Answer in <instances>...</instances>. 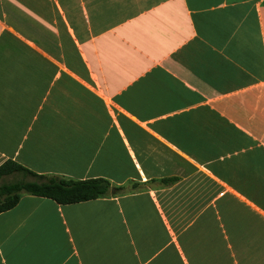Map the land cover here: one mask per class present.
Wrapping results in <instances>:
<instances>
[{
    "label": "crops",
    "instance_id": "0c3cea01",
    "mask_svg": "<svg viewBox=\"0 0 264 264\" xmlns=\"http://www.w3.org/2000/svg\"><path fill=\"white\" fill-rule=\"evenodd\" d=\"M108 182L0 212V264H264V0H0V164Z\"/></svg>",
    "mask_w": 264,
    "mask_h": 264
},
{
    "label": "trees",
    "instance_id": "16d2710c",
    "mask_svg": "<svg viewBox=\"0 0 264 264\" xmlns=\"http://www.w3.org/2000/svg\"><path fill=\"white\" fill-rule=\"evenodd\" d=\"M8 175L16 177L5 180ZM108 188V182L101 178L72 180L38 174L10 159L0 164V212L12 208L23 194L68 204L105 196Z\"/></svg>",
    "mask_w": 264,
    "mask_h": 264
},
{
    "label": "rangeland",
    "instance_id": "374dc122",
    "mask_svg": "<svg viewBox=\"0 0 264 264\" xmlns=\"http://www.w3.org/2000/svg\"><path fill=\"white\" fill-rule=\"evenodd\" d=\"M14 177H16V176L8 175L5 177V180H10L11 178H14Z\"/></svg>",
    "mask_w": 264,
    "mask_h": 264
}]
</instances>
